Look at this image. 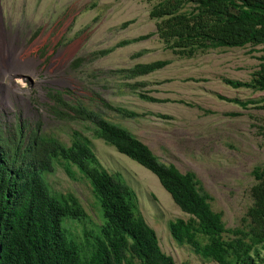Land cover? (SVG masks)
Wrapping results in <instances>:
<instances>
[{"label": "rangeland", "instance_id": "obj_1", "mask_svg": "<svg viewBox=\"0 0 264 264\" xmlns=\"http://www.w3.org/2000/svg\"><path fill=\"white\" fill-rule=\"evenodd\" d=\"M157 2L0 0V129L9 133L20 124L25 126L23 133H28L38 128L67 145L73 129L82 131L91 140L101 166L134 189L140 213L175 264H217L172 238L168 222L188 215L154 174L94 138L90 125L58 120L49 110L51 90L62 91L66 99L84 101L103 117L127 128L161 162L172 163L181 172H194L209 195L211 208L222 213L225 226L237 224L251 203V170L256 165L264 167V134L257 128L264 124V109L253 104L242 107L219 95L241 100L264 98L263 91L233 88L223 81L249 80L258 67L260 46L177 56L156 34L157 19L149 16ZM149 33L145 39L116 46L122 39ZM110 47L113 49L107 54H95ZM157 59L170 62L132 79L118 72ZM135 81V88L126 84ZM139 92L169 100H145ZM98 96L137 115L121 116L100 104ZM74 176L56 166L45 178L52 192H69L79 199L88 218L81 224H63L81 241L83 230L92 231L101 218L87 181L78 173Z\"/></svg>", "mask_w": 264, "mask_h": 264}, {"label": "trees", "instance_id": "obj_2", "mask_svg": "<svg viewBox=\"0 0 264 264\" xmlns=\"http://www.w3.org/2000/svg\"><path fill=\"white\" fill-rule=\"evenodd\" d=\"M149 16L157 19L156 34L177 56L193 57L216 48L260 46L258 67L249 80L223 81L233 88L264 92V0H158ZM150 35L122 39L116 46ZM112 49L95 54L104 55ZM169 62H139L118 72L132 79L159 70ZM126 84L131 88L138 86L136 81ZM48 96L54 118L90 125L94 138L156 176L174 203L188 215L186 219L168 222L174 240L189 244L196 254L217 264H264V167L252 168L251 203L237 224L226 227L222 213L211 208L209 195L194 172H181L174 164L161 162L127 128L103 117L84 101L66 99L58 90L49 91ZM138 96L149 101L169 100L142 92ZM219 98L242 107L253 104L264 109V98ZM97 99L121 116L137 115L113 107L102 97ZM24 127L18 124L9 133L0 129V264H175L172 256L162 251L155 230L140 213L134 189L118 174L101 166L88 136L73 129L67 145L38 128L23 133ZM257 128L264 134V124ZM56 166H61L71 178L77 173L84 178L98 207L101 222L90 232L83 230L81 241L64 224H81L88 215L72 193L50 190L45 175Z\"/></svg>", "mask_w": 264, "mask_h": 264}, {"label": "bare ground", "instance_id": "obj_3", "mask_svg": "<svg viewBox=\"0 0 264 264\" xmlns=\"http://www.w3.org/2000/svg\"><path fill=\"white\" fill-rule=\"evenodd\" d=\"M1 40V39H0ZM2 48V43H1V41H0V49Z\"/></svg>", "mask_w": 264, "mask_h": 264}]
</instances>
